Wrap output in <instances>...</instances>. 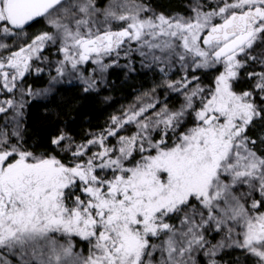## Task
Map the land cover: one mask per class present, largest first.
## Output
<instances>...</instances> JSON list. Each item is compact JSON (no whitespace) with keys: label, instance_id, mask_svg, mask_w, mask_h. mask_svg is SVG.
<instances>
[{"label":"snow or ice","instance_id":"obj_1","mask_svg":"<svg viewBox=\"0 0 264 264\" xmlns=\"http://www.w3.org/2000/svg\"><path fill=\"white\" fill-rule=\"evenodd\" d=\"M0 264H264V0H0Z\"/></svg>","mask_w":264,"mask_h":264},{"label":"trees","instance_id":"obj_2","mask_svg":"<svg viewBox=\"0 0 264 264\" xmlns=\"http://www.w3.org/2000/svg\"><path fill=\"white\" fill-rule=\"evenodd\" d=\"M154 3L168 9H178L186 0H153ZM117 87L111 92L113 96L112 107L102 104L93 98H83L77 92L68 93L70 116L64 117L71 124L74 132H85L88 129L103 127L105 120L110 112L116 111L123 104H128L137 94V89L141 84H147V81L136 79L131 82H125L124 76L120 71L112 74ZM31 124L34 133L42 136L50 130L54 122L51 117L46 115L40 106L32 109Z\"/></svg>","mask_w":264,"mask_h":264}]
</instances>
